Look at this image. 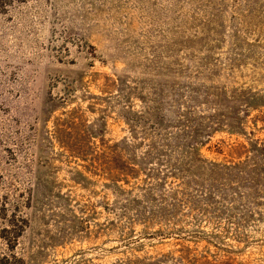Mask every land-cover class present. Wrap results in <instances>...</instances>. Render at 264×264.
Masks as SVG:
<instances>
[{"label":"rangeland","instance_id":"obj_1","mask_svg":"<svg viewBox=\"0 0 264 264\" xmlns=\"http://www.w3.org/2000/svg\"><path fill=\"white\" fill-rule=\"evenodd\" d=\"M0 264H264V0H0Z\"/></svg>","mask_w":264,"mask_h":264}]
</instances>
